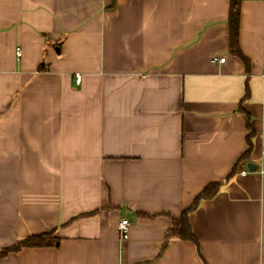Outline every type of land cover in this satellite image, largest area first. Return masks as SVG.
<instances>
[{"label":"crops","instance_id":"1","mask_svg":"<svg viewBox=\"0 0 264 264\" xmlns=\"http://www.w3.org/2000/svg\"><path fill=\"white\" fill-rule=\"evenodd\" d=\"M229 3L0 0V248L59 237L0 264H264V0L240 2L247 61ZM214 181L198 248L163 247Z\"/></svg>","mask_w":264,"mask_h":264},{"label":"trees","instance_id":"2","mask_svg":"<svg viewBox=\"0 0 264 264\" xmlns=\"http://www.w3.org/2000/svg\"><path fill=\"white\" fill-rule=\"evenodd\" d=\"M240 2L241 0H230L229 3L228 17H227V24L229 31V50L239 59L243 61H247V58L242 53L239 45ZM247 94L248 92L246 87V93L244 98L247 96ZM249 134L250 135L253 134L252 129H250ZM251 147L252 144L250 140H247V148L239 156L237 162L232 168L231 174L236 171L237 164L240 161L248 158ZM220 184L221 182L214 181V182H209L207 185H205L203 189L194 197L192 203L187 208H185L178 216H173L168 213H164L169 217L171 221V226L169 227V229L165 234L163 247L166 246L168 240H170L171 238H179L182 240H190L194 242L198 248L197 239L191 229L188 220V213L198 205L199 201L213 197L218 192ZM141 215L148 217L153 216L152 214H145V213H141ZM58 241H59V237L55 236L54 231L31 233L9 246L1 247L0 258L6 256L10 252H16L25 247L54 246L58 243Z\"/></svg>","mask_w":264,"mask_h":264},{"label":"built area","instance_id":"3","mask_svg":"<svg viewBox=\"0 0 264 264\" xmlns=\"http://www.w3.org/2000/svg\"><path fill=\"white\" fill-rule=\"evenodd\" d=\"M17 55L20 56L21 54V49L19 47H17L16 49ZM220 61L224 60V57H220L219 58ZM262 69H264V66H262ZM262 76H264V71H262ZM75 79L76 81H80L81 79V74L80 73H75ZM241 174H245L246 171L245 170H241L240 171ZM117 231L119 233V236L121 239H126L129 235V223L127 219H121L118 223H117Z\"/></svg>","mask_w":264,"mask_h":264},{"label":"water","instance_id":"4","mask_svg":"<svg viewBox=\"0 0 264 264\" xmlns=\"http://www.w3.org/2000/svg\"><path fill=\"white\" fill-rule=\"evenodd\" d=\"M247 168L249 170H254L255 169V164L249 162V163H247Z\"/></svg>","mask_w":264,"mask_h":264}]
</instances>
